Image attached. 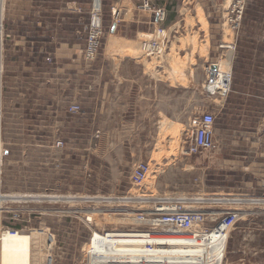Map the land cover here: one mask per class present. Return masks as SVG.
Returning a JSON list of instances; mask_svg holds the SVG:
<instances>
[{
  "label": "rangeland",
  "instance_id": "374dc122",
  "mask_svg": "<svg viewBox=\"0 0 264 264\" xmlns=\"http://www.w3.org/2000/svg\"><path fill=\"white\" fill-rule=\"evenodd\" d=\"M67 1H75V12L70 21L74 26L70 27L68 35L52 33V10L57 13ZM112 1L120 0H29L30 24H25L19 17L25 0H4L3 3L0 48L2 61L6 58L10 68L7 76L2 72L0 77L1 190L9 195L42 196V199L6 203L1 221L3 226L30 235L31 264H44L48 256L53 259V264L80 263L91 231L136 227L127 221L111 223L108 215L94 213L92 224H87L79 212L81 209L145 210L151 208V199L164 198L185 210H208L212 208L213 193L231 188L242 192L251 181L249 164L215 162L212 148L193 156L183 155L184 134L189 128L182 125L170 129L162 114H120L119 100L114 96L116 79L111 77L110 83L107 82L109 80L105 78L112 76V68H106L107 63L102 67V60L143 59L155 70L164 69L166 73L171 68L168 74L174 75L180 68L173 60H179L184 54L182 64H189V82H192L189 87H192L196 81L195 69L200 72L203 67L190 64H197V55L201 59L208 56L207 61L211 62L223 61L227 51L217 46L222 39L235 43L230 87L234 84L243 86V83L256 87L258 82L264 98V0H247L236 35L223 23L230 0H145L148 8L141 10H161L172 21H176L174 17L179 11L197 14L205 27L206 47L211 41L207 54L200 45L199 36L194 33L192 39L188 34L184 37L177 24L175 30L165 29L168 41L163 54L156 58L145 56L141 49L142 42L153 37L147 33L141 34L134 47H116L115 44L106 47ZM136 3L135 6L126 5L125 9L119 4L115 8L139 10L142 2ZM96 10L102 20L103 32L95 58L87 61L83 57L86 25ZM63 39L77 44L78 51L67 58L75 59L78 66L71 73L72 78L61 81L54 77L61 70L55 48ZM198 45L199 51L195 50ZM180 46L192 47L189 55L180 51ZM122 69L128 74L132 67L125 65ZM206 74L201 89L208 95V108L204 112H210L212 87L208 82L209 74ZM108 93L109 98H106ZM112 94L113 98L110 97ZM73 104L79 106L77 112L69 111ZM185 117L189 127L199 115L188 113ZM140 162L149 163L150 171L142 185L134 186L130 175ZM120 196L146 199L106 203L92 199ZM55 197L73 198L67 202ZM233 197L245 198L243 195ZM226 223L222 222L217 228V238L222 242L235 227L229 228L230 224ZM239 223V234L247 240L248 246L253 243L255 247L249 249L247 256L264 262V226ZM49 237L53 240L48 241ZM225 244L218 249L223 259Z\"/></svg>",
  "mask_w": 264,
  "mask_h": 264
},
{
  "label": "crops",
  "instance_id": "0c3cea01",
  "mask_svg": "<svg viewBox=\"0 0 264 264\" xmlns=\"http://www.w3.org/2000/svg\"><path fill=\"white\" fill-rule=\"evenodd\" d=\"M144 1H112V20L106 38V47L110 45L111 47L115 45L116 47L124 46V48L134 47L136 42L139 41L141 34L148 33L154 35L155 29L159 26L164 27L166 31L175 30L174 28L179 24L184 37L188 34L189 38L192 39L194 33L199 36V40L202 42L200 45L204 47V50L208 54L211 41L206 47L205 27L199 22L197 14L193 15L189 14L188 11H179L177 16L174 17L176 21H172L165 14L164 20L159 22L157 21V14L154 11L135 10L133 7L131 10L120 11L122 7L125 9L126 5L131 4V6H135V2L141 3ZM74 2H65L66 5L58 9L57 13L55 12L56 10H52V23L50 27L52 33L70 34V27L74 26L70 22L72 20L71 14L75 12ZM28 3L29 0H25L24 9L20 12L19 16L25 24H30L29 20H31L32 14V11L28 10ZM118 4L121 5L120 9L115 8V5ZM76 11L79 10L76 8ZM36 13L38 14V12ZM37 29L44 31L46 28ZM172 36L175 37V35ZM200 45L195 50L199 51L201 49ZM191 49L192 47H187L186 49L181 47L180 51L186 52L189 55ZM55 51L56 61L60 64L58 69L61 70L60 74L54 77L61 81L72 78L71 73L75 72L78 64L75 59L67 57L72 56V54L78 51L77 44H72L69 39H63L55 48ZM181 56L179 60H173V62L177 63L175 66L180 68L179 72L173 73L174 75L168 74L171 72V68L166 73L164 69L155 70L148 64H145L143 59L110 58L109 60H102V67L105 66L103 63H107L106 68H112L110 70L112 76L109 75L105 78L109 80L107 82L110 83L111 77L114 80L116 79L114 96L119 100V103H117V107L121 109L119 113L147 116L162 114L165 118V125L169 126L170 129L173 126L182 125L188 128L185 116L188 113L200 115L208 108V95L201 89L202 83L207 76L205 67L216 63L217 68H219L221 61L211 62L207 61L208 56L206 59L204 56L201 59V56L197 55L195 57L197 64H190V66H202L203 70L199 72L195 69L196 81L192 87H189V83H192L189 82V64L186 62L183 66L184 54ZM232 58L233 51L227 52L225 59L232 61ZM2 63L3 69L1 73L3 72L7 76L10 66L8 67L6 58ZM125 65L132 67L131 72L128 74L123 73L125 71H123L122 67ZM166 65L167 68L170 67V64ZM42 75L43 73L40 74V79ZM216 79H218V76ZM243 84L245 86H236L234 84L223 97L213 93L216 92L217 88L221 91V79L219 78L217 83L212 84L210 105V112L214 118L212 156L215 162L217 161L222 164H249L248 169L251 172L249 180L251 181H249V186L242 189V192L231 188L213 193L212 198H218L219 203L217 206L213 202L212 207H217L219 210L217 214L219 218L229 210L240 212V217L236 221L235 227L229 233L224 262L226 264H264L262 261L247 256L249 249H254L255 247L253 243L248 246L247 240L245 241L242 235L239 234L240 229L237 225L239 221H243L248 226H264V98L261 96V90L259 89V85L261 84L258 85L257 82L256 87L251 83ZM260 88L262 89V87ZM110 97L113 98V94ZM106 98H109V93ZM233 195H243L245 198H238V202L232 204L220 202L221 199L229 196L233 197ZM233 205L236 206L235 209L231 208Z\"/></svg>",
  "mask_w": 264,
  "mask_h": 264
},
{
  "label": "built area",
  "instance_id": "2783aa9c",
  "mask_svg": "<svg viewBox=\"0 0 264 264\" xmlns=\"http://www.w3.org/2000/svg\"><path fill=\"white\" fill-rule=\"evenodd\" d=\"M247 0H230L225 15L223 18V23L226 25V27L231 30L235 35L238 33L243 17L244 12L246 8ZM140 9H147L148 3L146 1L142 2V4L139 6ZM157 14V21L161 22L165 18V12L161 10L154 11ZM0 29L2 34V23L0 21ZM103 32V26H102V20L99 14V11H94L93 14H91L89 23L87 25V41L86 46L84 49L83 57L85 60L90 61L93 60L97 54L98 48L100 46V39ZM2 39V37H1ZM1 39H0V45H1ZM167 36L165 33V28L163 27H157L154 31L153 37L148 40L144 41L141 44V49L145 56L150 58H156L163 54L165 50V46L167 43ZM218 48L224 49L227 52L234 51L235 49V43L233 42H225L222 39L218 43ZM216 64V63H215ZM217 66V65H216ZM206 72L210 73V65L206 67ZM218 76V68L214 71L213 80L211 82H214ZM231 73L230 76H228V80L225 82V85L222 87L221 91L219 88H217L216 94H219L220 96H225L231 86ZM210 82V81H208ZM207 92H209L207 90ZM222 92V93H221ZM211 93V92H209ZM212 94V93H211ZM79 110V106L77 105H71L69 107V111L71 112H77ZM213 115L211 112H202L196 121H193L192 124L189 125V132H185L184 138H185V146L181 148V153L185 156H193L200 154L202 152L208 151L212 148L213 145ZM189 134V135H188ZM3 155V150L1 147V141H0V239L3 237L4 234H10L15 235L18 232H23L22 230L12 228L9 226H3L1 221V215L3 212L6 211V208H4V205L9 202H23V201H34L35 199L39 198V201H41L42 196H22V195H13L15 196L12 200L7 197L6 193H3L1 190V159ZM150 171V165L147 162H140L138 163L134 169L132 170V173L130 175V181L131 184L134 186H140L143 184L145 179L147 178V175ZM129 198V199H121V198ZM64 197L59 198L55 197L56 200H62ZM73 197H65V201L71 202ZM100 198V197H99ZM146 197H140L135 198L132 196H120V198L117 197H111V198H100L101 203L106 202H125L126 200L129 202H134L132 200H143ZM93 202L97 199L96 197H92ZM218 198H211V204L213 202L216 203V205L219 203ZM238 198L234 197H226L221 199L220 202H225L227 204H232L235 202H238ZM113 200V201H110ZM121 200V201H120ZM218 206V205H217ZM96 210V209H102V208H96L92 207L89 209H81L80 214L82 215V218L85 223L92 224V216L93 213L88 212L87 210ZM123 210H133L131 211L133 213V220L128 221V224L131 226H136L131 229H125V230H94L99 235L105 237V238H123V236H145L147 238H151L154 241H157V244L149 243L146 246L148 248H152L153 246H170L171 240H177L181 245L185 242H194V243H200L202 244L203 241L206 240V238H209L210 236H215V238L210 239V243L213 244V247L217 245L218 243H221L220 240H218V232L217 228L222 222H227L226 224H230L229 228L231 226H234L236 221L240 217V212L229 210L226 212L222 217H218V209L217 207H212L208 210H185L182 209L181 206H177L176 203L170 202L169 199H157L154 198L152 201L151 208L141 210V209H124L119 208ZM110 210H116V209H110ZM79 214V215H80ZM95 214V213H94ZM212 224V225H210ZM91 231L90 237L85 242V246L83 249V259L80 261V263L77 264H134L130 260H126L125 262L122 261L120 258L122 254L119 252H116L113 259H109L108 256H106L107 252H97L93 253L88 250V245L92 244L94 234ZM127 232H136V233H127ZM230 233V231H229ZM176 237V238H172ZM228 237L224 238L223 243L225 244V252L226 247L228 243ZM217 238V239H216ZM49 240H53L51 237H49ZM217 251V250H216ZM224 252V254H225ZM166 255V254H165ZM165 255H162L163 258H158L156 260L151 259H143L140 262H136L135 264H174L172 261ZM225 259V256H224ZM44 264H53V259L48 256Z\"/></svg>",
  "mask_w": 264,
  "mask_h": 264
},
{
  "label": "bare ground",
  "instance_id": "6f19581e",
  "mask_svg": "<svg viewBox=\"0 0 264 264\" xmlns=\"http://www.w3.org/2000/svg\"><path fill=\"white\" fill-rule=\"evenodd\" d=\"M229 1V0H228ZM4 0H0V21H2V8ZM1 31V29H0ZM148 34V33H147ZM145 35V34H144ZM114 38V37H112ZM1 39V32H0ZM115 39V38H114ZM118 41V40H117ZM222 60V59H221ZM217 65V64H216ZM2 71V56L0 48V77ZM231 73V60L224 59L221 61V64L218 68V79H221V87L225 85V82L228 80V76ZM218 79L215 82H209L210 87L212 84L217 83ZM11 200L15 197L13 195H7ZM102 198V197H100ZM100 198H97L96 202L101 201ZM107 198V197H104ZM120 198V197H117ZM129 199V198H121ZM146 199V198H145ZM148 199V198H147ZM202 199V198H201ZM153 200V199H151ZM239 200V199H237ZM121 201V200H120ZM200 201V200H199ZM245 201V200H244ZM255 202V201H254ZM91 210V209H90ZM92 213L108 215V219L112 222H124L133 220V210H123V209H96L91 210ZM244 214V213H243ZM130 215H133L130 217ZM119 216H124V218H116ZM127 233H136V232H127ZM94 237L92 244L88 245L90 252H107L109 259H113L116 252H119L123 262L130 260L132 263L140 262L143 259L156 260L158 258H163L162 255L167 256L172 263L174 264H223L224 259L223 255H219L218 249L221 247V243H218L216 247H211L210 239L215 238V236H210L206 238L205 241L200 243L194 242H185L181 246L177 240H171L170 246H153L148 248L146 245L149 243L157 244V241H154L151 238L145 236H123V238H105L99 235L97 232H93ZM176 238V237H172ZM30 246H31V237L28 233L18 232L15 235L4 234L0 239V264H31L30 258ZM217 250V251H216ZM99 254V253H97Z\"/></svg>",
  "mask_w": 264,
  "mask_h": 264
},
{
  "label": "water",
  "instance_id": "95a60500",
  "mask_svg": "<svg viewBox=\"0 0 264 264\" xmlns=\"http://www.w3.org/2000/svg\"><path fill=\"white\" fill-rule=\"evenodd\" d=\"M217 69L216 64H211L210 65V73H209V81L213 80V76H214V71Z\"/></svg>",
  "mask_w": 264,
  "mask_h": 264
}]
</instances>
